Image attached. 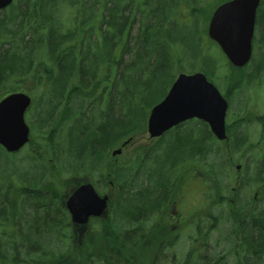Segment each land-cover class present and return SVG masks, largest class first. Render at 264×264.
Masks as SVG:
<instances>
[{
    "label": "trees",
    "instance_id": "obj_1",
    "mask_svg": "<svg viewBox=\"0 0 264 264\" xmlns=\"http://www.w3.org/2000/svg\"><path fill=\"white\" fill-rule=\"evenodd\" d=\"M202 2L25 0L23 9L9 8L0 15V97L18 89L8 85L45 75L43 81L39 80L43 82L42 94L33 102L34 107L42 106L35 122L41 129H59L52 145L60 167H97L108 148L144 130L149 109L164 96L174 78L175 73L168 68L175 65L180 69L182 61L188 59L190 67L214 79L218 64L203 42L196 39L198 50L192 51L184 46L185 39L178 40L181 29L196 35L192 11L210 8ZM62 6L72 10L66 24L58 20ZM182 7L191 8L193 18L188 22L177 16ZM256 26L254 50L258 54L255 51L246 67H233L240 77L249 69L248 76L240 80L225 74L222 78L228 99L259 76L264 77V0L258 7ZM261 118L264 155V115ZM176 128L180 133L172 132L167 141L150 152L152 160L146 158L159 164L158 172L161 163L169 162L173 167L189 162L197 149L195 154L201 155V161L211 154L213 137L204 122L196 120L194 126ZM34 166L21 175V183L0 166L4 169L0 171V264H51L56 259L58 264H76L54 248L59 219L64 216L52 196L57 189L43 180V164ZM132 167L113 172V180L120 186L119 217L126 224L132 222L134 214L149 212L155 196L164 193L165 187H169L168 194L175 188L170 180L158 174L153 177L151 168L136 174ZM263 167L260 163L248 179H262ZM216 175L218 188H222ZM238 209L232 217L233 249L216 255H231L233 264H264V205L247 214ZM6 226L13 229L7 233Z\"/></svg>",
    "mask_w": 264,
    "mask_h": 264
},
{
    "label": "rangeland",
    "instance_id": "obj_2",
    "mask_svg": "<svg viewBox=\"0 0 264 264\" xmlns=\"http://www.w3.org/2000/svg\"><path fill=\"white\" fill-rule=\"evenodd\" d=\"M203 1L204 4H208L210 5V7H212V5L215 4L217 0ZM71 14V8L62 6L58 12V20L62 24H66L70 21ZM189 19V17H186L182 20L188 22ZM203 19L204 17H202V21ZM181 39H185L184 46L188 45L192 51L198 50L196 46V35H194V31L191 30V32H189L188 30H179L178 40ZM203 43L207 53H209V55H211L213 58L215 57L214 59L218 64V69L213 78L219 90H221V92H224V88L222 87L221 83L223 82L222 78L224 77V75L226 74L228 76H231L233 74L239 78L240 74H237V71L233 69L232 66L226 63L220 52V49L216 44L207 40H204ZM178 48L179 46H177V49ZM180 49H182V46H180ZM254 53L256 55L258 54L257 49L254 50ZM188 61V59L183 60L185 71H191V67L188 65ZM168 70H172V72L175 73L177 71V67L175 65H172L170 68H168ZM242 72L244 73L242 74V77L239 78L240 80L244 79L245 74L246 77L248 76L249 69ZM41 73H43V71ZM44 76L42 77V79H39L38 77L29 78L27 81L19 84L18 88L21 91L31 94L32 97H36L35 100H37V98L42 94V89H39L38 83L44 80ZM8 86H15V84ZM230 102V108L229 112L227 111L228 116L226 121L228 124L229 134L231 135V137L232 134H234L236 137L242 134L241 137L246 138V143L243 144L240 149L233 147L231 151L225 149V145L223 143H215L214 145H212L213 147L211 150V154L203 160V162L206 164L204 166L205 169L210 168V170H212L215 175L218 173V178L222 181V188L221 186L220 188H218V185L216 183L217 175L215 179H213L212 182L209 181L207 185L203 186L202 179H199L196 181V183L186 186L190 191H194L203 186L204 193L201 197L202 199L199 202H194L196 204V207H200L203 202H207L209 203L207 210L211 212L214 217L220 219V223L218 225L215 224V226L208 231L206 226L205 229L207 232L201 233V240L203 242L204 240H206V243L214 244V253L219 255H225L228 252H231L235 243V238L231 235V232H233V216L229 218L225 214V212L230 208L227 203L229 201L228 199L232 197V200L236 201L237 205L235 203V209L242 208L245 204H247V201L253 199L254 193L257 191V189L264 187V171L262 172L263 180L259 181V179H248L251 178L250 176L254 174L256 167L260 164V162L261 164H263L260 152V125L262 122V118L260 117V115L264 113V77L259 76L255 82L252 81L249 84L238 89L231 97ZM41 107L42 106H40L39 104V106H33L32 109H29L26 112V120L30 124H32L33 129V135L31 137L30 143L13 155H8L6 152L0 149V166L5 167L9 173H13V178L17 180L18 183H21V175L25 171H29V168H35L33 161L27 160L25 158L28 152L34 157L37 156L41 160V162H38L39 164H43L44 166V175H46L43 178V180H45L44 182L48 185H50L51 183L54 184L52 188H56L58 193L66 195L77 184L72 179V176L75 175L67 176L63 179L57 178L54 180L53 177L51 178L50 163H53V154L55 152L52 149V143L54 138L57 136L59 129L56 130L57 128L54 126L46 129H41L38 127V123L35 122V116L37 111L41 110ZM188 126L190 125H187L186 127ZM147 137L148 136L145 131L141 134H134L132 136V142L123 148L120 155L116 156L120 163L127 162L134 155V153L138 151L140 145L147 144ZM34 149L40 150V155L36 154ZM30 164H32L31 166L33 167H28V165ZM146 165L150 166L149 164ZM236 165H240V168L236 169ZM156 166H158V164ZM65 167L69 171L73 170L72 167ZM2 170L4 169L2 168L0 171ZM76 172L79 173V176L77 177L80 179V181L83 179H87L86 176L91 175L89 173H84L80 168H78ZM107 173L104 176H107ZM93 174L95 176L99 175L96 172H94ZM3 176L5 178V174ZM23 176L24 174L22 175V177ZM238 176H240L239 179ZM244 176H247L245 183L241 185L240 191L238 192V194H236V192L231 189L232 187H237ZM98 177L100 178V176ZM209 178L212 179L213 174L209 173ZM261 196L262 191L255 195V200H259ZM186 200L188 204L191 201L189 205L193 206V201L191 200V198H189V196L188 198L186 196ZM206 221L207 220L205 219L202 225H204ZM120 222L121 223H119V225H126L124 224V222ZM109 224L110 218L106 217L103 220V225L108 226ZM153 225H155V223ZM189 234L193 233L185 232L183 234L184 239L182 241V246L175 250V256L179 257L180 259L185 257L188 250H190V248L193 246L192 245L191 247H189L190 244L187 242L186 238ZM91 235H93L92 241L88 239ZM104 236L106 235L100 234L98 232L90 233L80 231L72 233L71 231L65 230V236L63 237V240L56 239L54 248L59 249V251L64 254L63 256L65 258H70L72 262H75L76 264L78 262L89 264V260L91 258H100L101 256H121V252L126 249H121V244L117 241H113L110 236H107L106 239L104 238ZM202 241L199 246L202 244ZM194 245L198 246V243H195ZM118 248L121 249L120 252ZM126 251L128 255H132L130 254L129 250ZM139 251L140 253H142L140 254V256H142L144 259L152 255L150 249H138V252ZM171 255L172 252L171 250H169V256ZM135 256L139 260V254L137 253L135 254ZM135 256L133 255V257ZM90 261L93 262V264H101L99 261ZM139 261L143 263L142 258ZM51 264H58L57 259Z\"/></svg>",
    "mask_w": 264,
    "mask_h": 264
},
{
    "label": "flooded vegetation",
    "instance_id": "obj_3",
    "mask_svg": "<svg viewBox=\"0 0 264 264\" xmlns=\"http://www.w3.org/2000/svg\"><path fill=\"white\" fill-rule=\"evenodd\" d=\"M14 7L23 9L25 7V0H11V2L0 11V15L5 10ZM202 37L206 38L205 34H202ZM179 126H185V122L180 124ZM176 130H178V128H172L162 136L152 139V141L162 140L163 142H165L169 139V136L172 132L180 133V130ZM152 148L153 145L147 147L145 152L149 154ZM196 151H198V149L195 150L193 156L194 160L192 161L178 163L173 167L169 162L161 163L162 166L159 167L161 173L158 172V166H156L157 163H151L154 164L152 165L153 169L151 171V175L153 172H155L152 175L153 177H156V175L158 174L161 176V179L170 180L171 183L174 184V186L177 184L176 188H174V192L168 194L167 192L169 191V187H165L164 193L159 196H155L156 200L154 207L148 209L149 212L144 211L143 213H140L138 215L134 214L131 218L132 222L129 224L124 223L126 225H119V210L121 202L119 199V188L111 189L115 188L112 182L109 179H107L105 182L104 176H101L102 174L100 173V175H98L100 176V178L98 176H95L93 173L96 172V170H92L90 172H88L87 170H82L84 173H89L91 175L86 176L87 179H83L81 181L77 177L79 176V173L76 172L75 174H73L72 172H70L69 176L75 175L72 176V179L77 184L66 195L58 192L52 194V196L54 197V201H56L57 206H59V209H61V213L64 216L63 219H59L60 225H58L57 227V234L55 232L56 238L58 240H63V237L65 236V230L71 231L72 233L80 231L90 233L98 232L100 234H105V239L107 238V236H110L113 241H117L121 244V249L129 250L130 254H132L128 255L127 251L124 250L123 252H121L122 257H112V255H110L90 259L99 261L101 264H217L218 261L226 260L223 258H216L215 256H185L182 259L175 256V250L182 246V241L184 239L183 234L185 232L193 233L189 234L186 239L190 244L189 247L193 245L192 247H195L197 250L199 248V244L201 243V233L204 230V225H202L203 221L205 219L207 220L208 218L214 217L212 213L207 210L209 203L203 202L200 207H196V204L194 203L196 201L199 202L202 199L201 197L203 196V193L201 192V188L199 187L194 191H190L186 187L193 183H196V181L199 179H209V173L213 174V171L210 170V168H204L206 164H200V162L196 159V157H199V154H195L197 153ZM35 152L36 154L39 153L38 150H35ZM110 152L111 151H109V154L105 153L108 156V160L103 162V157L99 164H120L118 158L112 156ZM260 152L262 161L264 162L262 142L260 143ZM50 164L60 165V162L56 159V161H53V163ZM178 165H180L179 168ZM78 168L79 166L76 165L75 170L77 171ZM61 169L63 168H57L58 171H61ZM101 169L102 167H100L99 171ZM54 174L57 175V171L54 170ZM67 176L68 172L65 174V177ZM88 182L92 183L95 191L100 196L107 195V211L106 214L103 213L101 215H90L86 223L84 224L75 223L71 219V215L66 206V201L71 192L78 185ZM186 196L187 198L188 196L189 198H191V200L193 201V206L189 205L191 201L188 204ZM113 213H116V215L110 216ZM106 217L110 218V224L108 226L103 225V220ZM115 220L116 222H118V224L116 225ZM154 223L155 225H153ZM4 228L7 231L13 229V227L11 226H6ZM204 231H206V229ZM88 239L92 241L93 235L89 236ZM195 243H198V246L194 245ZM16 245H20V243ZM120 248H118L119 252L121 251ZM138 249H150L152 255L144 259L142 256H140V254L142 253H140V251L138 252ZM169 250H171L172 252L171 256H169ZM137 253L140 257L139 260H141L142 258L143 263L140 262L135 256V254ZM133 255L135 257H133ZM90 260L89 264H93V262H91Z\"/></svg>",
    "mask_w": 264,
    "mask_h": 264
},
{
    "label": "water",
    "instance_id": "obj_4",
    "mask_svg": "<svg viewBox=\"0 0 264 264\" xmlns=\"http://www.w3.org/2000/svg\"><path fill=\"white\" fill-rule=\"evenodd\" d=\"M9 1L0 0V8ZM259 1H226L210 18L208 34L234 66L242 67L250 60ZM29 104L30 97L22 92L8 94L0 100V145L9 152L18 150L28 140L24 111ZM227 106L226 98L203 72L179 73L164 98L150 109L147 130L151 137L158 136L180 122L198 118L208 123L216 138L227 139ZM107 198L98 195L90 183L80 185L66 201L72 221L84 224L90 215L105 213Z\"/></svg>",
    "mask_w": 264,
    "mask_h": 264
},
{
    "label": "bare ground",
    "instance_id": "obj_5",
    "mask_svg": "<svg viewBox=\"0 0 264 264\" xmlns=\"http://www.w3.org/2000/svg\"><path fill=\"white\" fill-rule=\"evenodd\" d=\"M161 157L163 159V155ZM163 160L165 161V158ZM231 190H233V188ZM232 193H234V192H232ZM227 203H228V206L230 208H229L228 211L225 212V214H226V216H228L230 218V217H232L234 215V212L238 208H236V209L234 208V205H235L236 201L230 200ZM236 205H237V203H236ZM263 205H264V200H262V201H258L257 200L256 201L255 199H252V200L247 201V204H245L242 208H239L238 210H244V213L247 214V213H250L251 211H254L255 209L263 206ZM219 223H220V219L219 218L218 219L216 217L208 218L206 223L204 224V230H205L206 226H207V231H208V230L212 229V227H214L215 224L218 225ZM204 230H203V233L207 232V231H204ZM6 232L9 233V231H6ZM7 233H6V236H4V238L8 236Z\"/></svg>",
    "mask_w": 264,
    "mask_h": 264
}]
</instances>
